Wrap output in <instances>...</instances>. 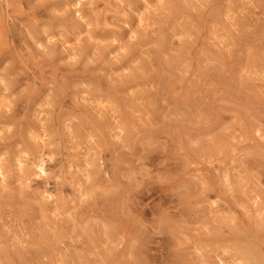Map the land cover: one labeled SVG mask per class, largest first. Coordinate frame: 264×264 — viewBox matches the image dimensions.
<instances>
[{
	"label": "clouds",
	"instance_id": "clouds-1",
	"mask_svg": "<svg viewBox=\"0 0 264 264\" xmlns=\"http://www.w3.org/2000/svg\"><path fill=\"white\" fill-rule=\"evenodd\" d=\"M0 264H264V0H0Z\"/></svg>",
	"mask_w": 264,
	"mask_h": 264
}]
</instances>
